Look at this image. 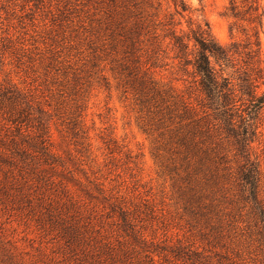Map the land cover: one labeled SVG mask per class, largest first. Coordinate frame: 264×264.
Segmentation results:
<instances>
[{"label": "rangeland", "instance_id": "rangeland-1", "mask_svg": "<svg viewBox=\"0 0 264 264\" xmlns=\"http://www.w3.org/2000/svg\"><path fill=\"white\" fill-rule=\"evenodd\" d=\"M168 1L0 0V233L23 264H264L261 213L240 186V157L227 146V176L205 200L216 207L197 213L182 156L168 142L172 126L142 110L119 73L126 53L113 22L149 24L150 10L164 23L174 8ZM186 2L193 26L208 22L221 44L236 42L227 71L239 99L243 60H257L256 31L264 56L256 19L264 0ZM188 17L179 27L188 30ZM148 30L138 54L149 75ZM169 41L157 54L156 79L180 90L192 81L200 101L194 74L181 69ZM255 83L264 91L263 78ZM237 103L246 108L248 96ZM19 111L23 117L10 120ZM256 124L264 207V107Z\"/></svg>", "mask_w": 264, "mask_h": 264}, {"label": "trees", "instance_id": "trees-1", "mask_svg": "<svg viewBox=\"0 0 264 264\" xmlns=\"http://www.w3.org/2000/svg\"><path fill=\"white\" fill-rule=\"evenodd\" d=\"M170 1L174 8L164 23L155 22V13L150 10L149 24L140 18H133L129 24L123 26L120 20L113 22L116 25L114 34L123 37L121 41L126 53L124 60L119 64V73L124 77V84L134 91L141 109L146 108L149 110V116L151 114L158 116L159 120L167 121L172 126L168 130V142L174 151L182 156V166L188 181L189 201L197 205L196 212L202 216L209 213L208 209L213 211L216 207L212 198L210 202L205 200L213 196V187H217L221 179L227 176L224 172L227 169L225 166L227 153L223 152L227 146H231L230 149H233L235 155L242 160L237 173L240 186L243 188L248 186L253 201L260 209L259 220L262 225L258 232L263 236L264 218L261 217H264V207L259 197L260 161L252 148L258 130L256 119L264 107V91L259 92L258 84L255 83L257 78L264 80L260 32L256 31L257 48L254 51L257 60H243L244 70L238 76L241 80V84H238L242 95L237 99L238 89L233 83L232 75L227 71L228 67L232 66L233 56L237 50L236 42L229 46L221 44L208 22L192 25L193 12L186 0L168 2ZM151 6L152 4H149V7ZM229 9L234 17L240 15L235 1L230 3ZM175 15L180 16L178 22L174 20ZM188 15L189 28L186 30L179 25H182V18ZM262 15L256 16L260 26L264 24ZM145 29L149 31V75L148 68L142 71L143 66L139 64L138 54L140 36ZM166 38L170 39L169 44L175 52V57L179 59L181 69L185 73L194 74L193 81L202 96L200 101L192 99L190 94L192 81L184 90H180L156 79L153 67L156 66L158 52L163 50L162 41ZM251 52L252 50L247 51L250 58ZM212 60L219 65V69ZM255 62L257 64H253ZM254 70L258 74L257 77H253ZM6 92L4 95H10L8 99L16 97L14 90ZM243 96H248L249 100L244 109L237 103ZM19 113L21 114L11 115L10 120L15 122L21 119L24 112ZM226 140L229 143L225 145ZM207 189L212 191V194L206 193ZM2 237L0 233V251L5 256L2 257L4 264H23L20 261L22 258L19 260V255L12 251L13 248L17 249L16 244L7 240L12 246L10 247L4 243Z\"/></svg>", "mask_w": 264, "mask_h": 264}]
</instances>
